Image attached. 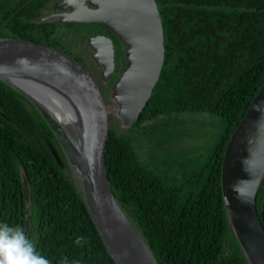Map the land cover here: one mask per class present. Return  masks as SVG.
I'll return each instance as SVG.
<instances>
[{"label": "trees", "instance_id": "1", "mask_svg": "<svg viewBox=\"0 0 264 264\" xmlns=\"http://www.w3.org/2000/svg\"><path fill=\"white\" fill-rule=\"evenodd\" d=\"M46 2L0 0V37L60 46L71 36L84 41V32L98 31L95 25L115 42L108 96L124 66L125 46L98 24L62 23L59 30L55 22L38 21ZM155 2L163 27L162 69L139 117L122 131L113 124L106 151L111 191L157 264H250L227 217L220 172L229 137L264 84V0ZM184 112L215 117L216 141L188 151L176 145L182 137L173 120ZM256 210L264 228V175ZM0 223L22 226L51 264H114L55 134L2 79ZM77 237L83 238L79 245Z\"/></svg>", "mask_w": 264, "mask_h": 264}, {"label": "water", "instance_id": "2", "mask_svg": "<svg viewBox=\"0 0 264 264\" xmlns=\"http://www.w3.org/2000/svg\"><path fill=\"white\" fill-rule=\"evenodd\" d=\"M63 23H95L124 46V66L109 97L115 70L111 37L86 38L94 74L69 52L23 37H0V79L14 87L39 111L55 134L71 168L78 174L83 199L114 264H157L152 252L118 205L109 184L106 151L113 109L125 128L140 115L156 84L164 60L163 27L155 0H68ZM18 81V82H17ZM37 89L39 101L23 89ZM69 121V122H68ZM74 129L72 134L65 125ZM264 175V84L253 96L226 144L220 172L227 217L250 264H264V228L256 210V191ZM22 187L28 195L26 179Z\"/></svg>", "mask_w": 264, "mask_h": 264}, {"label": "rangeland", "instance_id": "3", "mask_svg": "<svg viewBox=\"0 0 264 264\" xmlns=\"http://www.w3.org/2000/svg\"><path fill=\"white\" fill-rule=\"evenodd\" d=\"M58 25V29L60 30L62 27V24H59L58 22H55ZM95 24V23H90ZM91 27L96 28L95 25H92ZM60 46H63L65 49H72L74 50L75 54H78L75 50L78 46L77 39L74 40V38L68 37L67 39H61ZM86 47V46H85ZM109 97V95H108ZM109 103L113 109V124L115 123L120 127V131L125 129V126L122 125L119 117L116 115V106L115 103L109 100ZM216 118L213 116H210L207 113H181L178 114V118H174L173 125L174 129L179 133V135L182 137L181 139L175 140L176 145L181 146L182 149H187V151L190 149L191 146H195L198 143L200 145H210L213 144V142L216 141L215 134L220 131V125L215 120ZM218 121V120H217ZM66 127L68 130L73 134L70 125L68 122H65ZM169 139H171V135L169 136ZM168 149V148H167ZM188 153V152H187ZM144 156V155H143Z\"/></svg>", "mask_w": 264, "mask_h": 264}, {"label": "clouds", "instance_id": "4", "mask_svg": "<svg viewBox=\"0 0 264 264\" xmlns=\"http://www.w3.org/2000/svg\"><path fill=\"white\" fill-rule=\"evenodd\" d=\"M82 237L75 243L80 244ZM0 264H51L41 255L20 225L0 223Z\"/></svg>", "mask_w": 264, "mask_h": 264}, {"label": "flooded vegetation", "instance_id": "5", "mask_svg": "<svg viewBox=\"0 0 264 264\" xmlns=\"http://www.w3.org/2000/svg\"><path fill=\"white\" fill-rule=\"evenodd\" d=\"M77 1L78 2H84V4H86L87 6H90V7L93 6L91 4L89 5V2L87 0H77ZM69 11H70V6H69L68 0H47L46 6L41 10L40 16L38 17V21H41V22H58L59 24H62L63 22L58 21L60 19L59 15L64 13V12H69ZM94 29L98 30V31H94L92 34H89V35L84 32V41L80 40L78 42V46L76 47L75 51L78 53L79 57H76L74 55V53L67 51L62 46L54 45L53 43H47V44H50L52 46H56L58 48H61L65 51L69 52L70 54H72L73 56H75L76 58L81 60L86 66H88L89 69L92 70V72L94 74L98 75L100 68H98L92 60V51L86 45V38L90 37V36H95L97 34H102L105 36H109V35L104 33L100 28L96 27ZM51 34H53V31L51 32ZM114 49H115V42H114ZM115 66H116V64H115ZM114 72H115V70H114ZM101 83H102L103 87L105 88V86L107 84L104 82H101Z\"/></svg>", "mask_w": 264, "mask_h": 264}, {"label": "bare ground", "instance_id": "6", "mask_svg": "<svg viewBox=\"0 0 264 264\" xmlns=\"http://www.w3.org/2000/svg\"><path fill=\"white\" fill-rule=\"evenodd\" d=\"M18 82V81H17ZM21 89H23L28 95H30L34 100L39 101L40 99V93L39 90L37 89H26V88H22L20 86Z\"/></svg>", "mask_w": 264, "mask_h": 264}]
</instances>
